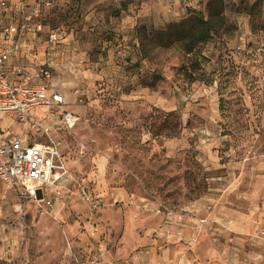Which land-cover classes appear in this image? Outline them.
Instances as JSON below:
<instances>
[{
	"label": "rangeland",
	"instance_id": "rangeland-1",
	"mask_svg": "<svg viewBox=\"0 0 264 264\" xmlns=\"http://www.w3.org/2000/svg\"><path fill=\"white\" fill-rule=\"evenodd\" d=\"M10 1L84 54L66 80L52 70L65 103L35 112L48 133L27 131L59 147L74 193L47 208L0 182V264H160L151 251L218 244L192 257L264 264V0ZM202 21L210 37L192 41Z\"/></svg>",
	"mask_w": 264,
	"mask_h": 264
},
{
	"label": "built area",
	"instance_id": "built-area-1",
	"mask_svg": "<svg viewBox=\"0 0 264 264\" xmlns=\"http://www.w3.org/2000/svg\"><path fill=\"white\" fill-rule=\"evenodd\" d=\"M43 43L52 47L59 43V36L42 21L41 6L30 8L22 2L0 0V117L23 127V132L16 135L0 128V182L20 200L43 202L47 208H54L59 201L71 198L75 178L57 145L31 144L27 134L39 128L48 133V118H37L35 112H51L65 103L59 92L49 89L51 52L47 51L38 63L12 65L18 56L37 57ZM62 122L70 129L77 118L64 113ZM195 211L200 213L201 209ZM199 222L201 230L207 220ZM233 223L231 220L227 224Z\"/></svg>",
	"mask_w": 264,
	"mask_h": 264
},
{
	"label": "crops",
	"instance_id": "crops-1",
	"mask_svg": "<svg viewBox=\"0 0 264 264\" xmlns=\"http://www.w3.org/2000/svg\"><path fill=\"white\" fill-rule=\"evenodd\" d=\"M65 38H66V35L62 36V38H61V40L59 42V43H62V45L58 48V53H55L56 47H57L58 44H56V45L51 47L50 45H47L46 43H43L39 47L37 52H36L37 57L35 56L33 58V57L29 56V57H26L24 59V56H18V58L16 59V62H14V64H12V65H18L20 63H24L25 61H27V62L29 61V63H31V64L38 63V62L43 60L46 52L50 51L51 52V61L53 62V69H57L60 73H62L63 76H64V79L66 80V77H67L66 72L67 71H69V72L73 71V68L75 66H77L75 61L77 59L82 60L83 59L82 55L84 54V52H82L81 55H80V53H78L80 51L78 46L75 45V43H70L71 45L69 44V46H68V42L67 41H70L69 40L70 37L67 38L66 40H65ZM65 43H67V44H65ZM60 48H62V49H60ZM71 54H73V55H71ZM75 54H77V56H75ZM70 60H72V61H70ZM49 85H50L49 86L50 92H56V91H53V88H52L53 80H51ZM64 100H65V97H64ZM12 122H14V121H12ZM14 123H16V122H14ZM4 130H8V129H4ZM209 218H208L207 221H209ZM231 220L230 219H226V221L224 223H222V221H221V223H219V224H220V226L222 225L221 227H225V228L230 230V227H232L233 225L232 226H228L227 223H228V221H231ZM198 228H199V226L198 227L196 225L193 226L192 235L190 237H188L187 240H190V241L195 240L197 242H200L202 239L208 238L207 235H205V233H202V231L199 232ZM218 228L220 229L219 226H218ZM218 228L215 229V231H218ZM235 229H233L232 232L233 233H238ZM215 231L212 230L210 232V235L208 234V236L211 237V238L215 237L217 235V233ZM224 231H221V232H224ZM232 239L233 240H240L239 237H234V236H233ZM232 239L231 238H228V239L226 238V244L229 245L228 241H231ZM195 246L196 245H194L193 247H195ZM225 246L226 245H224V244L223 245L222 244H218V248L216 247L215 251L211 250L209 252H207L203 248L202 253L198 252L195 249L194 250L193 249L190 250V249L185 248V247L181 248V246H180L179 249L178 248L168 247V246L167 247H163V248H159L158 247L159 249H156V251H151V252L152 253L153 252L157 253V255H155V256H158L160 264H198V262L196 260H194V258L192 256H198V257H196L198 261L201 260L200 259L201 256H223V255L225 256V253H227V252L224 253V252L220 251V249H222V247H225ZM232 246H234V245H232ZM234 248L236 249L235 246H234ZM225 249H226V247H225ZM215 252L217 253V255L214 254ZM231 256H234V255H231ZM146 259H149V258L145 257V260Z\"/></svg>",
	"mask_w": 264,
	"mask_h": 264
},
{
	"label": "trees",
	"instance_id": "trees-1",
	"mask_svg": "<svg viewBox=\"0 0 264 264\" xmlns=\"http://www.w3.org/2000/svg\"><path fill=\"white\" fill-rule=\"evenodd\" d=\"M212 30H213L212 21H206V22L202 21L195 32L194 30L191 31L190 38L192 41H197V42L207 41L210 37V32ZM189 53H192V51H190Z\"/></svg>",
	"mask_w": 264,
	"mask_h": 264
}]
</instances>
